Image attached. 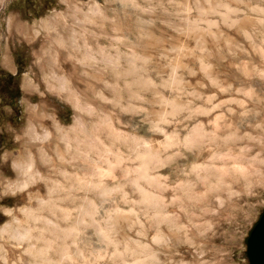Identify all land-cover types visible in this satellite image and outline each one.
<instances>
[{"label": "rangeland", "instance_id": "rangeland-1", "mask_svg": "<svg viewBox=\"0 0 264 264\" xmlns=\"http://www.w3.org/2000/svg\"><path fill=\"white\" fill-rule=\"evenodd\" d=\"M5 73L20 118L1 108L0 264H248L264 207V134L251 129L264 121V0H0ZM53 124L85 127L77 155ZM29 128L50 148L30 178L16 165L34 150Z\"/></svg>", "mask_w": 264, "mask_h": 264}, {"label": "bare ground", "instance_id": "bare-ground-1", "mask_svg": "<svg viewBox=\"0 0 264 264\" xmlns=\"http://www.w3.org/2000/svg\"><path fill=\"white\" fill-rule=\"evenodd\" d=\"M69 8V7H68ZM78 14V13H77ZM84 17H87L86 15H84ZM99 17H101V15L99 16ZM86 19V18H85ZM85 21V20H84ZM58 20H57V24H58ZM103 22V20H101V23ZM62 24V23H61ZM61 26V25H60ZM66 26V25H65ZM68 27V26H67ZM67 27H66V29H67ZM102 27V26H101ZM100 27V28H101ZM62 29H64V27L62 28ZM70 29H68V31H69ZM63 31H65V30H63ZM100 32H102V30L100 31ZM80 35V34H79ZM57 38V40L55 41V43H54V46H62L61 44L63 43H61V40L59 39V37H56ZM83 39V38H82ZM82 41H84V40H82ZM53 46V47H54ZM71 47H72V50L73 51H81V52H83V54H82V56H81V59H88L89 57V54H88V52H87V46H83V45H70ZM52 49V48H51ZM80 49H82V50H80ZM90 49V48H89ZM90 52V51H89ZM80 53V52H79ZM52 58H53V54H52V52H48V56H47V67H50V69L51 68H53V66L55 65L54 63V61L52 60ZM57 58V57H56ZM65 58V57H64ZM66 61V60H65ZM64 61V62H65ZM54 62V63H53ZM59 62V61H58ZM71 63V62H70ZM67 64V63H66ZM78 64V63H77ZM65 66V65H64ZM63 67V66H62ZM64 69V68H63ZM65 69H67L66 67H65ZM64 69V70H65ZM71 70V69H70ZM68 72V71H67ZM126 72V71H125ZM71 73V72H70ZM102 73V72H101ZM117 74V73H116ZM116 76V75H115ZM63 77V76H62ZM60 78V77H56V76H54V75H52V77H51V79L50 80H53V81H55V83H56V88L58 89V90H64V92L67 90L66 89V87H67V79H64V78ZM73 78V77H72ZM68 82H70V81H68ZM69 86V85H68ZM125 86V85H124ZM91 88V87H90ZM127 88V87H126ZM113 89V88H112ZM92 91V89H89V87H87V91ZM126 90V89H125ZM115 93V92H114ZM67 94H68V99H71L72 101H74L76 104L78 103H80V102H78L77 100H78V98H77V96H76V93H74V92H71V91H68L67 90ZM91 94H93V93H91ZM117 94V93H116ZM115 94V95H116ZM79 97V96H78ZM82 97V96H81ZM81 100V99H80ZM73 102V103H74ZM74 103V104H75ZM82 105H83V103H82ZM82 108V107H81ZM36 115V114H35ZM53 129L57 132V135L62 139V140H67V139H69L70 138V140L72 141V144H73V147L72 148H74V154H76V153H78V151H79V148H78V140H77V137H76V134L78 133V128H81V130L85 133V134H88V133H86V131L84 130V128H82V127H74V128H70V129H68V130H65V129H60L57 125H55V124H53ZM251 129H253V130H255V129H259L260 130V133L261 134H264V121H262L260 124H258V126H256V127H252ZM29 131H27V138L30 140V143H31V141H33V139L35 138V135L34 134H36V133H34V131L31 129V128H29L28 129ZM103 130V129H102ZM46 135V134H45ZM71 135V136H70ZM111 136V138L113 137V135H110ZM114 137H116V134H114ZM234 139H233V141H235L234 143L235 144H238V142L239 141H241L242 139H243V136H240V135H238V134H234ZM133 138V137H132ZM131 138V139H132ZM36 139V138H35ZM46 139V138H45ZM261 140H262V137L260 138ZM124 140V139H123ZM133 140V145H130V146H132L133 148H135V144L136 143H134V139H132ZM247 140V139H246ZM245 140V141H246ZM49 141V140H48ZM136 141V140H135ZM34 142V141H33ZM130 142V141H129ZM138 142V141H137ZM242 142H244V140L243 141H241L240 142V144L242 143ZM122 143L124 144V141H122ZM131 143V142H130ZM249 143H251V142H248V144ZM31 144H34V143H31ZM115 144V143H114ZM232 144V143H231ZM239 144V145H240ZM121 145V144H120ZM46 145L44 144V150L42 151V150H40V149H38V151L36 150V145L34 144V145H30V147L31 148H33L32 150H33V152H32V155H30V154H28V156H27V158H28V161H29V163H17L16 165L18 166V169H20V168H22V169H20L21 170V172H23L24 174H28L29 172V174L30 175H28V177L30 178V176L33 174V172H34V165H35V163H36V161L37 162H39L40 164H41V166L42 165H45L44 163H45V160L47 159V154L50 152V148H48V150L46 149V147H45ZM81 146H82V148H81V151L83 152L84 151V154L89 150V148H88V150H87V147H88V143L87 144H85V143H81ZM80 146V147H81ZM126 146H128V145H126ZM248 146V145H247ZM247 146H244L243 148L244 149H242V152H244V154L246 153V154H248V150H250V149H246V147ZM235 147V146H234ZM124 148V147H123ZM131 148V147H130ZM240 148V147H239ZM262 148V147H261ZM241 149V148H240ZM134 151H136V150H134ZM262 151V150H261ZM68 152V151H67ZM54 153H55V155H56V157H58V156H60V153H59V151L57 150V149H55L54 150ZM135 153V152H134ZM136 154H140V153H138V150H137V153ZM77 155V154H76ZM199 155V154H198ZM239 156V155H238ZM74 158V157H73ZM246 157H244L243 156V158L242 157H240L239 156V158H237V157H232V158H229V161H230V163H232V164H238L239 162H241V163H244V162H246ZM48 160V159H47ZM145 160V159H144ZM58 164L59 165H61L62 163L61 162H58ZM44 167V166H43ZM233 167V166H232ZM235 167V166H234ZM58 175H59V177H60V179H62V180H64V182L65 183H72V182H74L75 181V176L74 175H70V174H67V171L66 170H61V169H58ZM248 172H250V171H248ZM246 173V172H245ZM235 176V175H234ZM52 184V186L50 187V188H47V191H48V194L50 195V194H52V193H56V195H58V193L60 192L59 191V185L58 184H53V183H51ZM73 184V183H72ZM61 187V186H60ZM63 187V186H62ZM65 187V186H64ZM71 188L73 187V186H70ZM70 187H69V189H70ZM87 187H84V188H81L82 189V191H88L87 189H86ZM66 190V189H65ZM145 195V194H144ZM59 197V196H58ZM144 197V196H143ZM145 198V197H144ZM59 199V198H58ZM60 199L62 200L63 198H61L60 197ZM64 200V199H63ZM62 202V201H61Z\"/></svg>", "mask_w": 264, "mask_h": 264}, {"label": "water", "instance_id": "water-1", "mask_svg": "<svg viewBox=\"0 0 264 264\" xmlns=\"http://www.w3.org/2000/svg\"><path fill=\"white\" fill-rule=\"evenodd\" d=\"M248 264H264V207L244 238Z\"/></svg>", "mask_w": 264, "mask_h": 264}, {"label": "trees", "instance_id": "trees-1", "mask_svg": "<svg viewBox=\"0 0 264 264\" xmlns=\"http://www.w3.org/2000/svg\"><path fill=\"white\" fill-rule=\"evenodd\" d=\"M52 1V0H51ZM20 73V70H18ZM16 75L9 73L2 74V84H0V113L2 107H9L13 112V119L15 121L20 118V111L18 102L20 99V92L16 82Z\"/></svg>", "mask_w": 264, "mask_h": 264}]
</instances>
